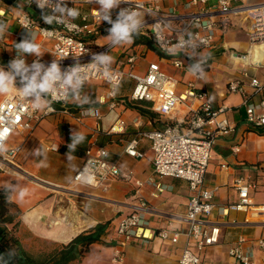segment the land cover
Instances as JSON below:
<instances>
[{
    "label": "crops",
    "instance_id": "0c3cea01",
    "mask_svg": "<svg viewBox=\"0 0 264 264\" xmlns=\"http://www.w3.org/2000/svg\"><path fill=\"white\" fill-rule=\"evenodd\" d=\"M147 1L163 10L175 8L178 13L211 8L216 4V0H205L197 6L187 8L186 4L190 0ZM263 1L244 0L243 4ZM75 8L80 14L72 21L82 24L83 15H87L88 21L92 22L90 12L96 11L98 5L83 4ZM33 10L34 7L25 0H18L16 5L0 0V22L7 25L5 33L0 36V66L7 67L17 53L16 43L21 42L26 31L36 33L35 43L40 45L42 54L39 58H49L52 40L43 38L35 28H22L18 22L22 14ZM138 14L140 19L144 17L143 13ZM248 28L249 23L242 15L224 20L216 31L212 48L191 55L188 65L182 70L174 69L169 59L160 57L146 47L133 45V41L120 45L109 54L112 57L111 64L124 71L127 70V57L137 55L140 74L145 72L149 63H158L165 73L179 80L178 93H182L187 84L193 82L196 89L206 92L214 108L221 105L230 108L226 117L234 124L235 132L216 140L204 178V187L214 191V203L217 207L211 215V221L220 225V236L217 244L206 247L200 253L202 264H239L229 254L230 248L239 240H242L243 251L252 252L255 264H264V250L257 245L258 239L264 237V211L261 209L264 205V177L261 176L264 126H249L245 122L242 97L227 90L231 81L237 80L248 87L250 79L255 78L263 90L254 94L252 100L258 102L264 98V49L259 48L258 51L251 46ZM108 35L109 33H100L92 40L96 45H102L109 41ZM25 55L28 58L35 56ZM244 72H247V77L243 75ZM196 73H201L203 78L196 79ZM133 85L128 78L124 79L116 91L118 106L110 109L109 88L99 80H91L84 84L78 94L82 93L86 102L82 104L77 97L68 104L69 107L78 109L75 114L61 113L45 118L35 123L30 131L14 133L13 135H17L15 141L9 140L8 147L22 146V151L13 166L9 165L7 169L0 171V188L9 186L11 189V200L20 213L17 236L28 253L38 256L50 252L67 244L81 232L99 223L109 222L101 242L92 244L75 264H115L112 262V255L117 243V226L142 199L151 208L146 215L147 225L143 232L146 238L134 240L124 246L122 264H178L185 237L181 235L178 243L171 244L160 239L157 231L166 227L169 222L175 229L182 228L179 217L185 213L190 197L188 184L178 178H160L155 175L150 141L139 135V131L164 129L171 122L180 119L185 110L183 106H178L171 114L160 116L150 109V104L130 100ZM83 108H98L101 120L96 122L90 117L79 119V112ZM137 108L149 111L153 117L141 114ZM119 120L125 122L124 130L110 133V128ZM134 120L142 123L140 130L133 126ZM61 127H65L70 135L76 131L89 136V145L94 143L106 148L110 160L117 164L121 172L133 171L135 178L144 182L152 178L156 184H161L166 189L158 192L153 185L137 189L133 181L124 182L119 179L110 181L105 189L74 186L72 178L82 167L84 157L71 154L73 158L69 160L67 153L59 151L68 145L65 137L60 134ZM135 138L138 139L137 150L143 154L140 159L125 153L127 143ZM39 147L44 154L37 157L33 150ZM51 147H57L58 151ZM223 165L228 169H223ZM245 174H251L256 182V189L250 193L254 206L247 211L230 212L228 216H222L218 208L238 200L233 182L236 177ZM23 190L26 191L21 197Z\"/></svg>",
    "mask_w": 264,
    "mask_h": 264
},
{
    "label": "built area",
    "instance_id": "2783aa9c",
    "mask_svg": "<svg viewBox=\"0 0 264 264\" xmlns=\"http://www.w3.org/2000/svg\"><path fill=\"white\" fill-rule=\"evenodd\" d=\"M28 5L37 8L35 3L25 0ZM205 0H190L187 8L197 6ZM244 0H216L211 8H200L188 13H178L175 8L163 10L147 0H122L118 8L112 10V19L115 20L121 9L132 8L137 13H143L142 27L137 34L152 38L155 47L168 56L174 69L182 70L188 65L189 57L193 54L208 51L212 48L216 31L220 24L232 16L242 15L249 23L248 40L251 46L264 49V1L244 5ZM232 3H237L233 6ZM67 7L72 8L83 4H95L91 0H66ZM50 11V9H49ZM58 15V14H57ZM92 22L88 16H82V24H77L72 19L65 23H53L52 27L36 24L27 13L22 14L18 22L24 29L35 28L43 38L52 40L49 58L41 59L36 56L28 58L30 65L39 59L46 67L57 60L61 71L79 63L86 74L85 83L99 80L108 88L110 98L109 107L118 106L115 100L117 88L125 78L134 85L130 94L132 102L150 104V109L160 116L171 114L178 106H183L185 113L180 119L168 124L164 129L149 132L139 131L150 141L152 152V165L156 176L160 178L171 177L184 180L188 184L190 197L185 213L179 217L182 228L175 229L169 222L166 227L160 228L157 235L162 240L176 244L181 235L186 239L178 264H202L200 253L208 246L219 242L220 225L211 221V215L216 209L214 191L204 187V178L211 159L212 148L219 137L235 132V126L226 117L229 107L221 105L217 108L207 97L206 92L196 89L193 82H189L182 93L177 92L179 80L169 76L158 63H149L145 72H138V56L133 54L127 57L125 64L127 70L116 65L98 66L92 63L93 54H110L120 45L110 47V41L96 45L93 38L99 36L107 26L101 21L96 10L90 12ZM17 53L12 57L15 58ZM7 70V67L5 68ZM245 77L248 76L244 72ZM196 79H202L201 73L195 74ZM84 83V84H85ZM83 84V86H84ZM16 86L19 88V78ZM83 88V87H82ZM229 93H236L243 99L245 107V122L251 127L264 126V98L258 102L252 96L263 90L260 82L251 78L248 87L237 80L229 82ZM84 104L86 97L81 93L78 96ZM52 110H36L32 107L31 100L21 98L15 89L5 94L0 99V135L8 151L0 153V169L4 165H12L22 151V146L8 147V142L14 133L23 134L30 131L35 123L61 113H69L58 109L57 106H68L72 99H65L58 92H53L47 97ZM72 115V113H69ZM93 118L96 122L101 120L98 108H83L79 112V119ZM117 125V126H116ZM124 121H117L109 132H122ZM133 126L142 128V123L133 121ZM138 139L130 140L125 153L133 158H143L137 150ZM58 151L57 147H51ZM238 151L237 148L235 150ZM227 170L226 165L222 166ZM88 169L92 176L86 180L81 173ZM261 176L264 177V162L261 165ZM132 182L140 189L145 185H153L158 192L166 189L161 184H156L152 178L146 182L135 178L133 171L121 172L116 163L110 160L106 148L91 143L84 153L83 165L72 178L74 186L105 189L112 180ZM233 187L238 193V200L225 207L218 208L222 216L230 212L247 211L254 206L251 192L256 189V182L251 174L238 176L234 179ZM264 211V205L261 206ZM151 208L145 200H140L132 207L131 213L122 218L117 226V243L112 255V262L122 264L124 259V246L137 239H145L144 228L147 225L146 215ZM242 240L235 243L229 250L231 257L239 264H255L252 252L242 250ZM257 245L264 250V237L258 239Z\"/></svg>",
    "mask_w": 264,
    "mask_h": 264
},
{
    "label": "clouds",
    "instance_id": "9594fccd",
    "mask_svg": "<svg viewBox=\"0 0 264 264\" xmlns=\"http://www.w3.org/2000/svg\"><path fill=\"white\" fill-rule=\"evenodd\" d=\"M35 3L41 10V19L45 24L65 23L67 20L75 19L79 16L78 9L67 7L66 0H29ZM98 5L97 11L100 14L101 21L111 25L108 29V40L110 47L131 43L133 37L142 27V21L139 14L132 8L121 9L115 20L112 19V10L119 7L122 0H91ZM50 9V11H49ZM58 14V15H57ZM7 25L0 22V36H3ZM21 40L16 43L15 50L17 55L7 65L0 66V94H7L15 89L19 96L25 100H31L33 109L52 110L47 97L53 92H58L65 99L76 100L80 89L86 80V74L82 71L79 63L68 67L63 72L57 60H54L49 66H45L39 59L33 61L30 65L26 62L25 54H34L41 57L40 45L35 43V32H28ZM92 63L97 65L103 63L111 65L112 57L107 53L93 54ZM19 78L20 87L16 86ZM79 103V101L77 100ZM85 137L79 132L73 131L71 134V143L67 145V158L71 160L72 153L75 152L77 145L84 142ZM8 151L4 142V137L0 135V153ZM37 157L44 154L40 147L33 150ZM86 180H91L92 176L85 169L81 173ZM26 190L21 191L23 197Z\"/></svg>",
    "mask_w": 264,
    "mask_h": 264
},
{
    "label": "trees",
    "instance_id": "16d2710c",
    "mask_svg": "<svg viewBox=\"0 0 264 264\" xmlns=\"http://www.w3.org/2000/svg\"><path fill=\"white\" fill-rule=\"evenodd\" d=\"M9 4H17L18 0H3ZM27 14L38 25L52 27L47 25L41 19V11L34 8L33 12L28 11ZM107 26L102 33H109ZM133 45H142L148 50L154 52L162 58H168L165 54L160 52L154 45L151 37L135 34L133 37ZM126 81V80H125ZM124 80L122 81V83ZM121 83V85H122ZM58 109L66 110L69 113L75 114L78 109H73L69 106L61 107ZM143 114L153 117V115L143 109L137 108ZM61 136L65 137L66 142L70 144L71 135L68 134L65 127L60 128ZM84 142L77 145L75 156H83L85 151L89 148V136H84ZM68 148L64 147L59 149L63 153L68 152ZM20 213L16 209L11 200V189L9 186L0 188V264H75L79 261L84 254L88 251L92 244L100 243L103 236H105L109 222L99 223L93 228L81 232L75 236L70 242L64 244L50 252L42 253L34 256L28 253L22 246V243L17 236L18 228L20 225Z\"/></svg>",
    "mask_w": 264,
    "mask_h": 264
},
{
    "label": "rangeland",
    "instance_id": "374dc122",
    "mask_svg": "<svg viewBox=\"0 0 264 264\" xmlns=\"http://www.w3.org/2000/svg\"><path fill=\"white\" fill-rule=\"evenodd\" d=\"M5 94H0V97L2 98L3 96H4ZM17 134V133H16ZM13 135L12 137H11V139H10V142H12V141H15V139L17 138V135ZM14 164H12V166H13ZM7 167H9V165L7 164V165H4L3 167H2V169H0V171H2V170H5V169H7ZM40 255V254H39Z\"/></svg>",
    "mask_w": 264,
    "mask_h": 264
},
{
    "label": "bare ground",
    "instance_id": "6f19581e",
    "mask_svg": "<svg viewBox=\"0 0 264 264\" xmlns=\"http://www.w3.org/2000/svg\"><path fill=\"white\" fill-rule=\"evenodd\" d=\"M256 49H258V51H260V50H259V47H256ZM262 52H263V50H262ZM259 60H260V59H259Z\"/></svg>",
    "mask_w": 264,
    "mask_h": 264
}]
</instances>
